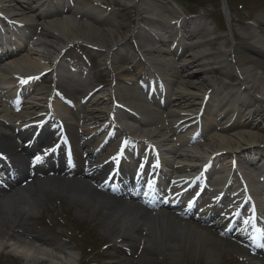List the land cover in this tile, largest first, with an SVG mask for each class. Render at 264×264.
I'll use <instances>...</instances> for the list:
<instances>
[{
  "label": "bare ground",
  "instance_id": "obj_1",
  "mask_svg": "<svg viewBox=\"0 0 264 264\" xmlns=\"http://www.w3.org/2000/svg\"><path fill=\"white\" fill-rule=\"evenodd\" d=\"M45 1L0 0V24L6 25L0 30V251L28 264H76L70 246L23 227L46 201L66 198L81 208L79 213H101L104 232L120 249L108 254L112 261L122 264V248L145 239L146 256L157 252L153 244L178 254L189 248L197 257L202 251L214 257L233 249L249 257L245 264H264V203L253 206L263 219L256 228L252 218L241 219L237 206L227 205L231 199L222 186L207 191L195 179L201 166L211 171L220 164L216 173L232 187L236 203L247 188L233 166L246 169L244 176L264 167V42H227V51L210 53L209 30L204 24L186 25L168 0L136 1L144 23L124 38L116 34L114 15L82 11L101 0H76L80 5L73 7L69 0H59V7ZM38 24L42 29L36 33ZM27 37L35 44L27 46ZM150 43L156 45L147 49ZM76 45L99 59L100 73L110 81L106 89L94 84L96 75L83 64L71 67L66 52ZM140 52L159 57L153 63L148 59L154 68L141 63L132 74L123 64ZM226 52L247 57L233 65ZM135 78L144 96L128 87L135 86ZM70 91L81 95L80 107H69L62 96ZM112 91L119 96L115 102ZM70 110L83 120L81 126ZM67 116L72 121L66 122ZM125 120L138 126L124 127ZM67 124L77 132H69L72 146L35 155L45 136ZM193 132L197 137L191 140ZM146 137L155 152L140 174L123 158H112L121 146H147ZM94 162L107 166L96 170ZM38 166V173L31 171ZM146 178L151 186L144 185ZM80 180L93 187L81 191ZM187 192L196 195L194 203Z\"/></svg>",
  "mask_w": 264,
  "mask_h": 264
},
{
  "label": "rangeland",
  "instance_id": "obj_2",
  "mask_svg": "<svg viewBox=\"0 0 264 264\" xmlns=\"http://www.w3.org/2000/svg\"><path fill=\"white\" fill-rule=\"evenodd\" d=\"M81 2H88L89 0H77ZM138 0H101L99 5H91L93 7L87 6L82 9L86 13L94 14L97 10L105 11L110 13L111 20H117L119 24V29H117L116 34L119 38H124L129 36V30L137 28L141 22L142 12L139 7L134 4ZM229 5L223 2V0H168L170 4L177 6L180 10L182 18L186 21V25L204 24V29L209 30V37L211 38V43L208 45V50L211 53L222 52L223 50H228L229 47L226 46L228 43L232 46H236L241 40H246L249 43H253L258 46V42H264V0H225ZM49 6L59 7L62 2L54 1L47 2ZM68 4L70 6H79L76 0H69ZM226 5V20L224 18L223 9ZM83 5L81 4L80 8ZM83 8V7H82ZM262 18V19H261ZM250 28L252 30H250ZM42 27L40 24L34 26L33 31L39 32ZM249 29L247 34L243 31ZM29 38L26 39V45L29 42ZM228 42V43H227ZM227 43V44H226ZM132 45V41L129 42V46ZM153 45V44H152ZM29 46V45H27ZM153 48V46H147V49ZM239 49L237 53H239ZM152 53L149 57L152 59L158 58L157 53ZM228 53V52H226ZM231 63L234 65L235 61L244 63V58H238V54L228 53ZM144 53L140 52L137 57L129 58L123 64V67L132 70V74H135L138 67L141 65V59ZM66 57L72 61L73 64H83L88 72H94V84L101 89H106L109 84V79L104 74L100 73L99 59L96 56H92L89 51L83 46H73L66 52ZM2 67H7L5 61L1 64ZM86 73V75H87ZM73 74V72H72ZM91 75V74H90ZM75 78H78L74 76ZM83 78V77H80ZM96 78V79H95ZM193 83L198 84L201 80L193 79ZM42 82L45 84H50V82L43 79ZM202 85L199 83L197 86ZM200 85V86H201ZM0 86H2L0 84ZM205 87V85L203 84ZM131 92L135 91L134 86ZM70 88V89H69ZM68 89L72 91L73 86ZM62 92L69 104L74 106L80 105L81 95H73L71 93ZM138 94V93H137ZM31 96V95H29ZM56 112V111H55ZM60 113L62 110H60ZM66 116V113H64ZM75 122L78 126H81L83 120L75 114ZM72 119V117H71ZM69 116H67V122ZM69 131L75 130L71 127H67ZM72 134V133H71ZM71 135L72 137H74ZM56 136H52L45 143L43 142V147L52 149L59 144V141L55 139ZM218 166V165H217ZM41 180H44L43 176H39ZM44 183V182H43ZM50 183V182H45ZM82 184L79 182L77 188L81 191L86 190L85 186H93ZM205 206L197 205L198 210H202ZM81 208L75 205L74 201H69L66 198H53L52 200L46 201L44 205L40 208V211L36 213L33 218L24 224L23 227H31V231H38L45 235L51 236L70 246L76 253L77 262L76 264H121L116 261L108 259V254L112 252H119V247L116 246V239L110 237L103 230L102 222L99 213H93L91 215L90 210H87L84 214L79 213ZM103 212L104 210L101 209ZM220 217V212L219 215ZM217 216V218H218ZM23 237H26L25 234ZM148 242L145 239L138 241L134 246L130 248H122L124 254L120 256L126 259L122 264H245L244 261L248 260L249 257L243 256V253L230 249L229 251L223 252L221 255L209 257L206 251H202L199 257L191 254L189 248H185V251L177 253L175 250H159L158 244H153V247L157 252L154 255L149 254L146 249ZM41 250H46L44 245H35ZM96 252L104 253L105 256H99L95 254ZM78 254V255H77ZM139 257L146 258L141 263H137ZM127 261V262H126ZM254 261V260H253ZM0 264H28L27 261L19 255L13 253H7L5 250L0 251Z\"/></svg>",
  "mask_w": 264,
  "mask_h": 264
},
{
  "label": "snow or ice",
  "instance_id": "obj_3",
  "mask_svg": "<svg viewBox=\"0 0 264 264\" xmlns=\"http://www.w3.org/2000/svg\"><path fill=\"white\" fill-rule=\"evenodd\" d=\"M37 159H39V158H37Z\"/></svg>",
  "mask_w": 264,
  "mask_h": 264
}]
</instances>
